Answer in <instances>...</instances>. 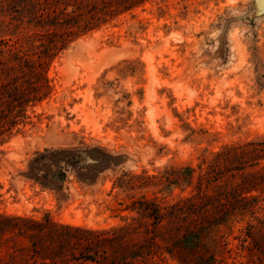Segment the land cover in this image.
<instances>
[{
  "label": "rangeland",
  "instance_id": "rangeland-1",
  "mask_svg": "<svg viewBox=\"0 0 264 264\" xmlns=\"http://www.w3.org/2000/svg\"><path fill=\"white\" fill-rule=\"evenodd\" d=\"M11 1L0 0V82L23 80L32 63L43 75L32 81L43 87L12 112L14 122L0 135V219L50 220L110 235L129 225L128 245L166 233V241L146 243L152 253L144 262L180 264L181 231L166 220L154 225L132 204L145 197L169 212L195 197L218 205L224 221L212 238L226 243L225 264H263L264 158L229 160L220 179L205 177L224 146L264 147L258 0H139L102 15L49 56H38L43 31L11 20ZM16 64L24 73L6 70ZM187 167L192 172L184 179ZM242 179L255 182L241 194L255 197L250 211L235 210L247 202L227 194ZM29 245L25 233L1 226L0 264H32Z\"/></svg>",
  "mask_w": 264,
  "mask_h": 264
},
{
  "label": "trees",
  "instance_id": "trees-1",
  "mask_svg": "<svg viewBox=\"0 0 264 264\" xmlns=\"http://www.w3.org/2000/svg\"><path fill=\"white\" fill-rule=\"evenodd\" d=\"M138 1L21 0L19 4V2L12 0L11 3H8L7 9L11 13H15L11 20L13 19V21L20 23L24 22L27 28L32 26L36 32H44L39 37L40 46L43 48L40 49L38 56H49L58 43L63 45L70 35L91 28L94 22L101 19L102 15L128 9L137 4ZM69 6L72 9L67 11L66 8ZM42 36L47 37L48 40L45 42ZM30 46L34 45L31 44ZM27 51H21L22 55L11 50H8V53L10 56H28ZM3 52L0 49V56L3 55ZM27 61L29 62V60ZM3 63L0 62V64ZM28 65L30 69L23 80L19 81L14 77L11 82H0V135L5 131V127L14 122L12 112L24 106L31 100V94L35 93L37 95L38 91L43 87L32 81L33 77L41 79L43 75L32 67V63ZM5 67L8 71L13 70L24 73V69L20 64L6 65ZM261 146V144L255 142L224 146L222 151L217 153L214 159L210 161L205 177L208 181L220 179L223 176L222 168L230 165L232 160L247 159L248 161H255L263 159L264 147ZM261 169L264 170V167ZM191 172L192 169L187 167L185 169L186 176L183 178L190 177ZM251 183L249 185L248 180L242 179L234 184L232 188L229 187L230 191L227 194L232 192V194L234 193L240 197V200H246L247 202L244 205L237 204L234 207L235 210L250 211L254 208V196H241V194L248 193L254 188L253 183L255 182L251 181ZM194 198L181 199L170 207L169 212H161L157 205L145 197H141L139 201L132 205L139 216L152 217L155 220L153 222L154 225L159 220H166L168 228H175V230L181 231L177 240L180 251L177 252L176 256L180 264H225L222 254L225 252L224 245L226 243L215 241V238H212L214 236L212 232L214 227L224 221L220 216H216L219 213L217 211L218 205L210 202L202 203L200 200H193ZM198 199L201 198L199 197ZM195 208L198 209L196 212H194ZM199 209L201 210L199 211ZM193 215L195 217L202 216L201 220L196 223L197 220L191 218ZM187 216H191L189 222L186 220ZM0 225L3 230L4 227L6 231L10 232L16 229L18 234L25 233L28 236L30 243L28 252L29 258L32 259V264H136L138 258H140V262L145 264L144 260L152 253L150 246H147V244L153 245L158 237L162 241H166V233L155 234L156 232H153L151 236L145 238L147 240L138 242L144 244H125V238L131 231H128L131 227L129 225L112 229L114 231L112 235L108 233L111 230H91L78 226L58 224L50 220L40 222L15 216L2 217ZM41 229L44 230L39 237L38 231ZM249 235L246 233L247 237H250ZM206 237L211 241H205ZM204 241L206 242L205 246L203 244ZM199 251L203 252L202 257L197 262L188 263L186 260L187 255H192ZM168 253L171 252L169 251Z\"/></svg>",
  "mask_w": 264,
  "mask_h": 264
},
{
  "label": "water",
  "instance_id": "water-1",
  "mask_svg": "<svg viewBox=\"0 0 264 264\" xmlns=\"http://www.w3.org/2000/svg\"><path fill=\"white\" fill-rule=\"evenodd\" d=\"M258 4L259 10L257 14H261L264 12V0H258Z\"/></svg>",
  "mask_w": 264,
  "mask_h": 264
}]
</instances>
